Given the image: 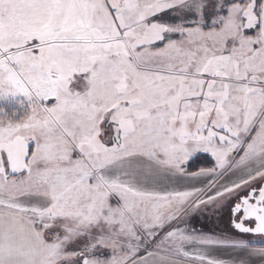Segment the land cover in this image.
Segmentation results:
<instances>
[{"label": "snow or ice", "instance_id": "6c2138e0", "mask_svg": "<svg viewBox=\"0 0 264 264\" xmlns=\"http://www.w3.org/2000/svg\"><path fill=\"white\" fill-rule=\"evenodd\" d=\"M0 264H264V0H0Z\"/></svg>", "mask_w": 264, "mask_h": 264}]
</instances>
